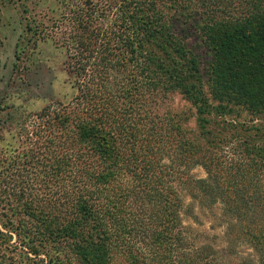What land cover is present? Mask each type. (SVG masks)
Returning <instances> with one entry per match:
<instances>
[{
    "label": "trees",
    "instance_id": "obj_1",
    "mask_svg": "<svg viewBox=\"0 0 264 264\" xmlns=\"http://www.w3.org/2000/svg\"><path fill=\"white\" fill-rule=\"evenodd\" d=\"M24 2L14 58L49 41L70 94L0 140V264H264V0ZM215 205L220 249L182 222Z\"/></svg>",
    "mask_w": 264,
    "mask_h": 264
},
{
    "label": "rangeland",
    "instance_id": "obj_2",
    "mask_svg": "<svg viewBox=\"0 0 264 264\" xmlns=\"http://www.w3.org/2000/svg\"><path fill=\"white\" fill-rule=\"evenodd\" d=\"M23 2L0 0V140L3 142L8 141V134L14 131L15 123L22 114L35 112L45 104L70 94L64 55L49 41L28 45L23 55L14 58L15 43L24 23L21 13ZM24 5L30 17L50 15L55 7L54 0H27ZM188 33V46L199 55L200 71L204 76L210 55L191 28ZM169 103L173 111L189 107L177 96ZM190 174L195 178L204 176L199 167H194ZM182 200L184 206L190 204L185 192L182 193ZM219 213V205L213 206L210 211L195 208L193 215L184 207L182 222L195 243L205 242L215 249L225 246L224 222ZM237 251L233 257L240 261H244L250 252L244 245L238 246Z\"/></svg>",
    "mask_w": 264,
    "mask_h": 264
}]
</instances>
